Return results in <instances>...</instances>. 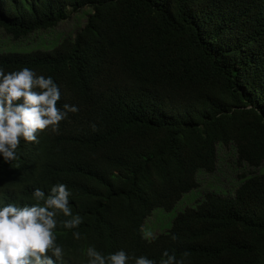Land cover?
<instances>
[{
  "label": "trees",
  "instance_id": "16d2710c",
  "mask_svg": "<svg viewBox=\"0 0 264 264\" xmlns=\"http://www.w3.org/2000/svg\"><path fill=\"white\" fill-rule=\"evenodd\" d=\"M84 7V26L50 50L0 47V68L52 77L57 108L78 109L0 161V199L66 185L81 222L56 217L60 264H87L90 245L156 264L165 250L184 264H264V0H0V27L19 39ZM221 144L247 168L234 195L207 191L145 236L154 209L215 169Z\"/></svg>",
  "mask_w": 264,
  "mask_h": 264
},
{
  "label": "clouds",
  "instance_id": "9594fccd",
  "mask_svg": "<svg viewBox=\"0 0 264 264\" xmlns=\"http://www.w3.org/2000/svg\"><path fill=\"white\" fill-rule=\"evenodd\" d=\"M59 99L60 90L52 77L38 75L28 67L12 71L0 68V161L15 160L21 140L35 143L39 130L55 133L68 112L78 111L75 104L64 103L57 108ZM70 195L64 183H55L47 194L34 187L33 203H5L0 199V264H60L64 250L56 243V217H70L63 221L65 228H75L81 222L68 206ZM72 236L78 239L80 233L73 231ZM85 254L87 264H156L153 259L133 256L123 249L102 254L90 245ZM162 257L159 264H184L182 258L167 250Z\"/></svg>",
  "mask_w": 264,
  "mask_h": 264
},
{
  "label": "rangeland",
  "instance_id": "374dc122",
  "mask_svg": "<svg viewBox=\"0 0 264 264\" xmlns=\"http://www.w3.org/2000/svg\"><path fill=\"white\" fill-rule=\"evenodd\" d=\"M89 7H84L72 15L61 20L56 26L37 30L23 38L14 39L4 28L0 27V47L6 50L27 51L31 48L52 49L56 40L63 37H74L76 32L84 26ZM247 168L236 161V151L233 146L219 145L216 167L213 171L198 172L199 186L185 193L183 197L170 209L158 207L148 216L144 223V232L150 233L151 237L166 231L172 225L173 218L188 206H197L207 191H213L222 195H234L239 186L242 173ZM258 173H264V162L257 168Z\"/></svg>",
  "mask_w": 264,
  "mask_h": 264
}]
</instances>
